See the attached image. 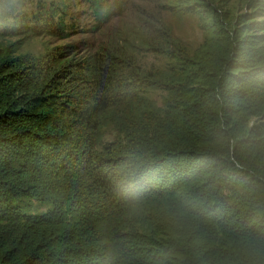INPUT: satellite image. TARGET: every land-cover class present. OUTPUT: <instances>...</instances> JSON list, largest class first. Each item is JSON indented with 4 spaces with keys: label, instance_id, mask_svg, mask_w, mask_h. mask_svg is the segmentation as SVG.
<instances>
[{
    "label": "trees",
    "instance_id": "obj_1",
    "mask_svg": "<svg viewBox=\"0 0 264 264\" xmlns=\"http://www.w3.org/2000/svg\"><path fill=\"white\" fill-rule=\"evenodd\" d=\"M34 1L0 0V264H264V0H163L201 20L193 52L136 0L109 44L15 55L73 30ZM122 6L88 0L97 31Z\"/></svg>",
    "mask_w": 264,
    "mask_h": 264
},
{
    "label": "rangeland",
    "instance_id": "obj_2",
    "mask_svg": "<svg viewBox=\"0 0 264 264\" xmlns=\"http://www.w3.org/2000/svg\"><path fill=\"white\" fill-rule=\"evenodd\" d=\"M35 0L30 3L26 8V13L31 14L35 7ZM41 2H65L68 7L66 15V22L73 28V30H67L66 38L59 40L53 36H38L27 37L17 36L14 38L6 39L4 43L12 44V48H17L18 51L15 55H27L29 57H38L53 47L67 46L68 51L75 53L74 48H78L77 51H81L84 48L92 50L96 45L109 44L113 42L115 32L124 28L131 27L135 21V13L137 9L145 8L143 3H139L136 0H130L124 7V15L122 18H115L107 20L102 24L100 32L97 31V23L92 21V18L88 12V0H40ZM123 0H111L115 5ZM246 3L249 0H225L223 4L230 11L232 15H238L248 13L249 8L246 7ZM165 4V7H164ZM167 3L163 0L154 3L152 7L148 8V11L158 15L162 23L171 31V33L181 41V43L190 51L193 52L198 49L204 40V33L202 31L203 25L201 20L195 13H186L182 10L178 13H173L166 7ZM99 32V33H97ZM136 65L139 67V71L147 73L152 76L159 75V73L167 74L171 72L172 65L166 60H162L155 55L149 54V52L142 51L136 56ZM149 100L157 105H160L163 100V92L160 90L152 91L147 94ZM108 130H105V134ZM109 136V135H108Z\"/></svg>",
    "mask_w": 264,
    "mask_h": 264
},
{
    "label": "clouds",
    "instance_id": "obj_3",
    "mask_svg": "<svg viewBox=\"0 0 264 264\" xmlns=\"http://www.w3.org/2000/svg\"><path fill=\"white\" fill-rule=\"evenodd\" d=\"M125 1H126V4H125ZM130 0H123V1H121V2H119V3H117V4H115V5H113L114 7H116L117 5H119V4H123V6H122V11H121V13H124V7H125V5H127V3L129 2ZM110 2H111V0H110ZM112 3V2H111Z\"/></svg>",
    "mask_w": 264,
    "mask_h": 264
}]
</instances>
